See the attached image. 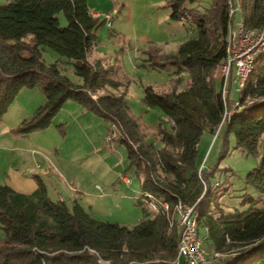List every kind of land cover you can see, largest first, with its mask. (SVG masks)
Here are the masks:
<instances>
[{"label":"trees","instance_id":"1","mask_svg":"<svg viewBox=\"0 0 264 264\" xmlns=\"http://www.w3.org/2000/svg\"><path fill=\"white\" fill-rule=\"evenodd\" d=\"M166 0L170 20L189 24L196 35L181 41L175 52L148 55L153 66L186 72V86L178 89L179 76L169 89L144 86L143 102L171 118L157 136L162 146L144 140L146 132L117 89L127 76L116 77L119 65L102 59L90 61L88 51L97 44L95 31L105 23L88 8V0H8L0 3V121L21 88L38 87L44 95L28 118L9 129L27 135L45 129L63 103L70 99L113 124L117 140L127 148L129 165L140 179L141 191L169 202L167 212L140 206L142 217L132 226L94 217L76 200H51L43 181L35 177L31 193L0 184V264H173L179 228L173 217L177 197L193 203L206 239L220 264H264V208L252 206L232 215L213 216L199 204L210 191L208 177L198 175L197 143L204 130L214 134L224 104L214 70L226 57L229 34L227 0ZM247 28L264 26V0H239ZM62 12L66 25L57 14ZM50 48L71 60L81 83L63 74L57 59L45 63L41 50ZM239 106L222 126V140L234 137L236 147L259 155L245 182L264 194V54L255 57L239 98ZM112 133V130H110ZM218 135L215 136V138ZM225 150L223 149V152ZM201 162V161H200ZM163 177H160V175ZM202 186L204 189H202ZM145 197H139L141 205ZM199 232V230H198Z\"/></svg>","mask_w":264,"mask_h":264},{"label":"rangeland","instance_id":"2","mask_svg":"<svg viewBox=\"0 0 264 264\" xmlns=\"http://www.w3.org/2000/svg\"><path fill=\"white\" fill-rule=\"evenodd\" d=\"M5 2L7 0H0V3ZM237 2L242 14L239 0ZM88 4L93 11L111 14L112 25L107 26L103 23L95 31L96 48L106 62L114 64L116 61L119 65L116 77H128V80H123V85L118 90L107 87L100 92L122 93L131 113L144 127L146 132L144 140L147 143L153 142L156 148H160L162 143L158 138L156 139L158 127L161 124L162 127L168 128L170 124L158 108H150L144 104L142 100L144 86L151 85L156 90L169 89L179 76L178 89H182L186 86L188 75L184 71L179 75L176 74L174 67L170 65L153 66L146 58L148 55L157 57L164 52H175L181 41L196 35L195 30L189 24L169 19L166 0H89ZM207 5V0H201L198 6L203 11ZM57 16L60 25H66L63 13L59 12ZM100 17L103 19L102 16ZM41 53L42 59L47 64L57 59L61 72L73 83L82 82V79L74 73L69 58L50 48H43ZM221 67L222 63L214 70L218 81L222 74ZM238 98L239 94L232 92L229 101ZM44 100V95L38 87L21 88L17 93L0 121V170L4 172L13 156L21 154L40 156L48 162L54 155L55 148L68 157L71 156L68 152L71 144L87 145L90 147L88 157H91L95 164L104 160L111 169L121 172L124 169L126 175L132 178L129 189L125 186L121 187L126 197L120 199L119 206L105 214L93 215L99 219L117 221L127 226L134 225L142 217L141 208L136 202L141 195V187L134 166L129 165L127 148L124 143L117 140L118 133H111L110 122L98 115L93 120L85 117L88 121L86 126L90 125L91 128L81 126L77 129L73 127L74 122H69L70 125H67L66 120H72V117H68L67 112L60 110L52 117L53 122L48 129L46 127L27 135H13L9 132V129L30 117ZM217 135L215 138L210 131L204 130L196 146L198 162L204 161L205 170L214 169L213 174L208 177L211 189L199 206L205 204L213 216L220 213L232 215L245 211L252 206L251 200L254 202V207L264 208V194L245 182L246 174L257 164L260 154H249L242 148L236 147L232 135H228L224 144L222 129ZM17 136L23 137L17 138ZM122 158L124 167L121 165ZM99 164L101 168V163ZM95 168L99 166L96 165ZM94 176L96 178L93 181H96L100 190L111 187L107 178H104L105 175ZM160 177L163 175L161 174ZM121 188L119 186V189ZM173 217L177 218L176 215ZM198 230L203 248L212 256V249L205 236L206 228L201 222ZM3 235L4 232L0 229V238ZM180 261L183 264L182 258Z\"/></svg>","mask_w":264,"mask_h":264},{"label":"crops","instance_id":"3","mask_svg":"<svg viewBox=\"0 0 264 264\" xmlns=\"http://www.w3.org/2000/svg\"><path fill=\"white\" fill-rule=\"evenodd\" d=\"M88 8L92 15L98 16L97 14H100L98 10H91L89 4ZM87 58L90 61L94 59L104 60L97 51L96 45L88 51ZM60 110L67 112L68 117H72V120H66L67 125H70L69 122H74L73 127H77V129L81 126L91 128L90 125L86 126L87 119L93 120L97 116L92 111L85 110L73 100H66ZM51 125L52 123L48 127ZM90 145L92 147V144ZM70 148L68 152L71 156L68 157L62 154L59 149L55 148L54 155L50 157V161L48 162L40 156L36 157L25 154L13 156L9 160L4 172L0 170V184H6L22 193H31L37 186L34 177L36 175L43 181L51 200L62 199L68 205L71 204L72 200H76L92 215L94 213L105 214L119 206L120 199L126 197V193L121 187L125 186L126 189H129L132 178L126 175L125 171H123L124 169L122 172L121 170L115 171L111 169L108 164H105L104 160L96 161L97 163L95 164V161L91 157H88L90 147H87V145L83 146L81 143H76L74 145L71 144ZM99 163H101V168ZM96 165L99 168H95ZM121 165L123 167L125 166L123 158ZM96 174L98 176L100 174L105 175L104 178H107L111 187L105 190L97 188L96 181H93L96 178L94 176ZM138 183H140V179ZM119 186L121 189H119ZM137 200L138 198L136 202ZM139 206L149 208L147 200H142V204Z\"/></svg>","mask_w":264,"mask_h":264},{"label":"built area","instance_id":"4","mask_svg":"<svg viewBox=\"0 0 264 264\" xmlns=\"http://www.w3.org/2000/svg\"><path fill=\"white\" fill-rule=\"evenodd\" d=\"M229 17V34L226 45V57L222 62L221 78L219 79L220 95L224 104V112L221 121L214 130L216 136L223 123L227 121L232 111L239 106L238 99L229 101L230 93L233 91L239 96L245 85L247 76L252 70L256 56L264 54V26L259 28H247L242 19L237 0H227ZM105 20L107 26H111V14L104 12L99 14ZM232 46V48H231ZM169 124L171 118L166 117ZM111 125L112 134L116 131ZM202 160L198 166V175L205 187L204 180L200 175V170L204 168ZM97 188H100L96 184ZM140 197L147 198L149 208L154 212H167L170 204L166 200H160L147 191H141ZM173 214L177 216L176 221L179 228V238L177 242V255L173 264H220L215 258L220 254L212 251V256L203 248L202 239L198 232L197 220L199 217L196 202L189 203L177 197L173 204Z\"/></svg>","mask_w":264,"mask_h":264}]
</instances>
